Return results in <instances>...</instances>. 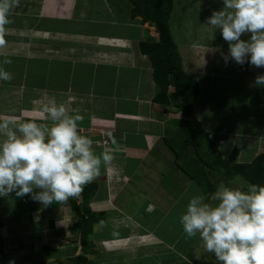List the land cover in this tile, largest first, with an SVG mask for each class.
<instances>
[{
  "label": "crops",
  "instance_id": "crops-1",
  "mask_svg": "<svg viewBox=\"0 0 264 264\" xmlns=\"http://www.w3.org/2000/svg\"><path fill=\"white\" fill-rule=\"evenodd\" d=\"M117 8L107 0H19L0 47V66L12 75L11 80L0 81V120L30 119L46 127L51 122L43 107L55 101L83 117L79 126L94 117L97 125L114 129L115 136L108 141L119 149L109 151L113 159L102 163L100 171L112 168L124 178L113 186V206L108 204L107 180L95 178L100 196L94 197L96 191L90 208L95 205L91 210L105 217L87 235L86 264H195L196 252L200 254L196 264H214L198 237H187L181 225L173 230L175 203L182 202L174 210L179 219L189 197L204 194L195 180L180 182L165 167L163 139L177 115L180 119L191 115L223 159L224 152L230 162H250L257 154L264 155V87L254 84L264 68L235 61L225 64V52L209 49L210 42L200 44L195 57L190 55L192 60L187 46H179L183 68L199 85L191 109L183 115L172 109L178 103L173 85L168 86V103L153 100L159 88L150 60L139 48V42L149 38L145 32L149 24L140 16L123 17ZM91 22L128 30H90ZM5 59L12 62L2 63ZM225 89L238 97L231 101L225 96L226 101L219 103L200 98L203 90L213 94ZM100 148L93 146L96 154L104 152ZM225 178L216 174L214 189L220 182L241 188L250 183L240 174ZM77 219L69 200L43 207L28 196H0V264H71L82 248Z\"/></svg>",
  "mask_w": 264,
  "mask_h": 264
},
{
  "label": "clouds",
  "instance_id": "clouds-1",
  "mask_svg": "<svg viewBox=\"0 0 264 264\" xmlns=\"http://www.w3.org/2000/svg\"><path fill=\"white\" fill-rule=\"evenodd\" d=\"M18 4L19 0H0V47ZM205 24L218 29L227 42L225 64L264 68V0H222ZM11 79L0 66V81ZM254 84L264 87V72ZM43 111L51 122L46 127L30 119L0 120V196H28L47 207L79 197L113 155L96 154L93 140L79 132L83 117L70 114L63 103L50 101ZM179 223L187 237L199 238L214 264H264V184L241 188L220 182L210 197L191 195Z\"/></svg>",
  "mask_w": 264,
  "mask_h": 264
},
{
  "label": "trees",
  "instance_id": "trees-1",
  "mask_svg": "<svg viewBox=\"0 0 264 264\" xmlns=\"http://www.w3.org/2000/svg\"><path fill=\"white\" fill-rule=\"evenodd\" d=\"M128 1L131 4L130 15L132 17L140 16L142 21H149L155 26V37L139 42L140 50L150 60L152 77L159 88L153 100L161 104L168 103V86L173 85L178 97L177 108L184 115L185 112L191 109L193 101L198 95L199 85L197 79L183 68L177 43L170 31L169 19L173 0ZM181 120L189 134L186 141L191 144L196 137L197 128L186 117L181 116ZM195 122L198 124L197 121ZM205 140L210 148L209 158L203 159L199 155L196 157L203 167H207L211 172L219 169L222 174L229 177L240 174L250 183L264 184V155L262 153L257 154L250 162H230L222 158L218 147L206 133ZM165 141L169 144L172 142L171 138H165ZM194 150L197 151V148L194 147ZM203 167L195 169L194 174L191 176L201 187L204 196L207 198L213 192L214 187ZM97 188L98 180L94 179L84 186L79 195L81 201H78V197L69 198L71 209L78 214L76 225L82 247L71 264L87 263V258L84 255V246L88 244L87 235L92 231L94 223L104 220L105 216L102 212H94L89 206Z\"/></svg>",
  "mask_w": 264,
  "mask_h": 264
},
{
  "label": "rangeland",
  "instance_id": "rangeland-1",
  "mask_svg": "<svg viewBox=\"0 0 264 264\" xmlns=\"http://www.w3.org/2000/svg\"><path fill=\"white\" fill-rule=\"evenodd\" d=\"M59 1L68 2L71 0H59ZM107 1L108 3H111V4L114 3L118 5L117 14L121 13L123 17L126 16L128 18L130 14V7H131V4L129 3V1L127 0H107ZM217 2L220 4L216 5L215 3ZM221 7H222V0H173V6L171 9L170 19H169V27H170L172 37L177 43L178 49H179V46L181 48L183 47V49L184 47L187 46V50H188L187 53H189L188 57H190L191 55V57L193 58L195 57V50L197 48H200L199 50H201V47H199L200 44H205L209 46L210 45L209 42H210L213 45L210 46L209 49H213V50L217 49V50L222 51V53L223 51L226 53L228 50V46L218 45L219 43L226 44V42L223 40L220 34V31L217 29L215 32V30L212 27L205 24L207 17H209L214 10H219ZM145 22L149 24V26L146 27L145 29V32H147L146 36L149 38L155 37V33H154L155 26L149 21H145ZM88 24H89L90 30H96V31L98 30L104 31V29L115 30V28H117V31L120 30V32L128 30L126 27H123L120 25H105V24L102 25V23H96V22H91ZM201 55L203 56L204 54H201ZM191 57L189 58L190 60H192ZM28 80H31V79L29 78ZM38 81L43 82L45 81V79L44 78L42 80L38 79ZM48 83L49 84L51 83L50 79L48 80ZM232 87H233L232 84L228 85V88L232 89ZM227 94H230V93L226 89L225 90H215L213 94H211L210 90H203V92L200 95V98H202V100L208 99L209 101L212 98H214V100L219 103V102L226 101V98H224L225 96H227L228 99H230L231 101H234L236 97H238L237 95H234V94L233 95L231 94L227 95ZM244 99L245 98H241L242 101ZM208 100H206V102H209ZM174 108L176 110L177 107L173 105L172 109ZM176 117H177V120L175 118L173 119L172 121L173 123L171 124V127L169 128L167 137H165V138H171L172 140L171 144L167 143L165 141V138L163 139L164 143L162 144H164V146L166 147H163L165 151H161L162 156H163L162 158L166 160L164 162L165 165L167 164L165 167L167 168L169 167L172 171H174L175 173L174 177L179 178L180 182H186L190 180L194 181V179L191 176L194 174V170L199 167H203L202 163L199 160H197L196 157L197 155H199L203 159H208L210 156V148L208 146L207 141L204 139V136H205L204 131L201 129L200 126H198V124L195 122V120L193 119L191 115L189 116L187 115L186 118L190 120L191 121L190 123L197 128V131L195 134L196 137L191 144L186 141L189 134L184 124L180 123L179 121L181 120L180 116L177 115ZM97 123H98L97 120L93 117L91 120H89V122L85 124V126H79L78 124L80 134L82 135L90 134L91 137H93L92 138L93 146L95 147L97 146L98 148L102 147V151H106V150L114 151V150L119 149L116 146L114 147L111 146V143L108 141L110 138L115 136L113 134L114 129L111 126L103 127V125H101V122H100V125H97ZM193 143H196V144H193ZM162 144L160 143L161 147L163 146ZM194 147L197 148V151H195L196 149L194 150ZM224 155L225 157L224 156L223 157L227 159L228 157L225 154V152H224ZM203 168L205 169L207 173H209L208 174L209 179L211 180L212 183H214L215 175L212 176L211 172L209 171L207 167L204 166ZM215 172L218 176L222 175V177L224 178L226 177L225 175L223 176V174H221L222 172L219 169H216ZM115 173H117L115 169L110 168L108 170H105L104 168V170L100 171V174L96 177V178H99V182L101 178H103L104 180H107V182L105 181L106 186H107L106 188L110 189V191L107 193L109 195V198H108L109 206H113V204H115L116 202L114 200L115 194L112 193L113 192L112 190L113 189L115 190L116 187H113V186L114 185L117 186V184L121 182L119 180H122L124 178V176H120L121 179H119L117 175H115ZM110 184H112V186H110ZM99 196H100V193L98 192L96 193L94 197L97 199ZM116 199H118V197ZM181 204L182 202L175 203L173 208H171L172 209L171 222H172L173 230H176L180 227L179 219L175 217L176 212L174 210L176 209V207L179 208ZM94 207L95 205L91 204V208H94ZM199 256L200 254L197 252L193 256L192 261L195 264ZM211 259L213 260L214 257H212ZM207 264H210V262L208 261Z\"/></svg>",
  "mask_w": 264,
  "mask_h": 264
},
{
  "label": "water",
  "instance_id": "water-1",
  "mask_svg": "<svg viewBox=\"0 0 264 264\" xmlns=\"http://www.w3.org/2000/svg\"><path fill=\"white\" fill-rule=\"evenodd\" d=\"M79 201H81V196H79ZM79 247H80V245H79Z\"/></svg>",
  "mask_w": 264,
  "mask_h": 264
}]
</instances>
